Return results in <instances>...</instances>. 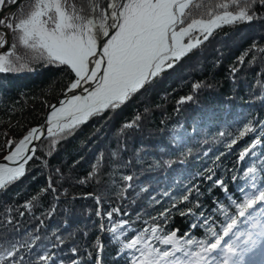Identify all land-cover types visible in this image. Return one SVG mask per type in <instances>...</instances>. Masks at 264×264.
<instances>
[{
  "label": "trees",
  "instance_id": "obj_1",
  "mask_svg": "<svg viewBox=\"0 0 264 264\" xmlns=\"http://www.w3.org/2000/svg\"><path fill=\"white\" fill-rule=\"evenodd\" d=\"M35 2L22 4L11 23L26 18ZM249 3L192 0L189 19L238 12ZM247 10L256 12V18L217 28L118 109L90 117L55 145L47 136L39 143L25 176L0 188V264H10L8 251L23 256L24 264H130L129 254L118 255L120 247L146 228L145 235H151L154 226L161 229L157 235L178 230L182 251L167 261L189 264L194 258L185 252L214 242L212 233L222 235L231 219L237 225L213 253L216 264L226 245L248 248L242 241L249 233L259 243L243 254L241 264L262 256L264 209L250 210L255 212L251 219L239 217L229 199L242 203L241 189L264 190V7ZM10 39L9 59L18 70L0 73V156L42 122L75 78L66 66L36 62L13 29ZM21 64L28 67L21 69ZM188 96L192 100L180 103ZM129 123L133 126L125 127ZM9 124L19 133L9 132ZM256 140L260 143L253 149ZM245 149L250 151L240 159ZM113 209L120 213L113 212L109 221L105 214ZM121 220L128 223L117 240L110 229L116 226L119 233ZM153 243L161 251L172 250ZM53 253L54 259H39Z\"/></svg>",
  "mask_w": 264,
  "mask_h": 264
},
{
  "label": "snow or ice",
  "instance_id": "obj_2",
  "mask_svg": "<svg viewBox=\"0 0 264 264\" xmlns=\"http://www.w3.org/2000/svg\"><path fill=\"white\" fill-rule=\"evenodd\" d=\"M8 2L15 3L16 0ZM3 3L4 0H0V5ZM255 5L264 7V0H251L245 8L235 13L225 10L221 14L210 15L207 19H189L191 0H120L118 6L109 5V8L115 10L105 12L104 23L99 25L102 37L106 39L99 42L98 51V36L94 31L93 20L81 21L80 17L70 15L62 9L60 0H36L34 8L26 18L19 19L14 25L8 22L6 26L13 29L15 39L20 45L35 53L33 59L36 62L46 66H66V70L74 73L75 78L67 88L66 98L60 100L58 106H51L46 118V133L43 125L33 128L0 161V188H6L25 176L26 165L35 156L34 141H40L46 134L55 145L59 140L70 136L90 117L100 115L106 110L118 109L146 84L162 72L172 69L183 57L207 41L217 28L255 19L256 12L249 14L247 10ZM221 7L227 9L228 5L223 4ZM5 23L0 20V24ZM5 44L6 40L0 38V49ZM10 55V52L0 55V73L18 70L15 62L8 58ZM26 67L27 64L19 65L21 69ZM192 98H182L180 103ZM132 126L131 123L125 125ZM245 131L253 129L246 128ZM240 134L243 136L245 133ZM258 143L259 140L254 141L251 147L254 149ZM12 144L9 141V148ZM249 151L250 149H245L241 152L240 159ZM124 179L131 181L133 177L125 176ZM216 184L227 190L222 180H217ZM241 194L242 203L229 197L238 209L239 217L248 214L251 219L255 212L264 209V190L241 189ZM254 208L255 212H250ZM113 212L120 213V209H113L105 214L109 221L112 220ZM260 214L264 215V212ZM122 215L126 216L128 213ZM164 220L166 222V216ZM127 223L121 220L119 233L116 226L111 227L114 239L118 240L119 236L124 235L123 229ZM204 223L207 224L208 220L205 219ZM236 225L237 219H231L223 228L222 235L212 233L214 242L201 246L198 252H185V256L194 258L189 264H216L217 256L213 253L220 249L221 242ZM101 227L104 229L103 224ZM128 230L131 231L130 228ZM150 231L151 235H145L148 232L146 228L134 235L130 241L124 242L118 255L129 254L130 264H161V261H167L169 257L174 260L175 253L182 251L178 246L180 241L176 239L178 230H172L171 235H157L161 229L154 226ZM153 241H158L160 245H171L172 250L161 251ZM60 242L63 243L62 240ZM192 243L190 239L187 241L189 245ZM242 243L249 247L241 248L236 242L226 245L220 264H241L243 254L255 247L259 241L249 233L247 240ZM72 251L74 254L77 252L76 249ZM6 255L11 258L10 264H24V257L17 258L15 251H8ZM54 257L55 253L51 257L41 256L39 259ZM167 264H173V261H167Z\"/></svg>",
  "mask_w": 264,
  "mask_h": 264
},
{
  "label": "water",
  "instance_id": "obj_3",
  "mask_svg": "<svg viewBox=\"0 0 264 264\" xmlns=\"http://www.w3.org/2000/svg\"><path fill=\"white\" fill-rule=\"evenodd\" d=\"M27 1H29V0H16V2L15 3H8V4H6V5H4L3 6V4L2 5H0V20H4L6 23L5 24H3V26H0V38H3V39H5L6 40V44H5V46H4V48H2V49H0V55H5L6 53H8L9 51H8V49H9V46H10V43H11V31H10V28H8L6 25H7V23L8 22H10L11 21V19H12V16H13V14L16 12V10L18 9V8H20L21 6H22V4H24V3H26ZM108 1V3H104L105 5V12L107 11L108 13H110V8H109V5L110 4H112V1H110V0H107ZM89 19H91V20H93L94 21V24L96 23V14L94 15L93 13L90 15V17H89ZM96 30H97V26H96V24H95V29H94V31H95V33L97 34V32H96ZM111 31V30H110ZM101 35V34H100ZM97 36H98V34H97ZM104 39H106V38H103L102 36L100 37V36H98V51L100 50V48H99V42L101 41V40H104ZM67 92V90L64 92V95H62V96H60V97H58L52 104H51V106L52 105H59V101L60 100H62V99H65L66 97H65V93ZM68 95H71V93H68ZM51 106L48 108V110L44 113V115H43V120H42V122L40 123V124H38V125H36V126H34L33 128H36V127H39V126H45V133H46V118H47V116H48V114L50 113V110H51ZM32 128V129H33ZM46 137V134H45V136H43L42 137V139L40 140V141H34L33 142V144L35 145V149L37 148V146L39 145V143L41 142V141H43V139ZM6 156V155H5ZM4 157V156H3ZM3 157H1L0 158V161H2L3 160ZM5 163H7V162H5Z\"/></svg>",
  "mask_w": 264,
  "mask_h": 264
},
{
  "label": "bare ground",
  "instance_id": "obj_4",
  "mask_svg": "<svg viewBox=\"0 0 264 264\" xmlns=\"http://www.w3.org/2000/svg\"><path fill=\"white\" fill-rule=\"evenodd\" d=\"M110 1H112V5L114 6H118L120 3V0H110ZM70 3H71V8L76 12V14L79 15V17L81 18V21L89 20V17L92 13L94 15L96 14V23H95L97 26L96 32L98 36L101 37L102 31L99 25L101 23H104V14H105L104 5L108 3V1L107 0H71ZM113 10H115V8H110V12Z\"/></svg>",
  "mask_w": 264,
  "mask_h": 264
},
{
  "label": "rangeland",
  "instance_id": "obj_5",
  "mask_svg": "<svg viewBox=\"0 0 264 264\" xmlns=\"http://www.w3.org/2000/svg\"><path fill=\"white\" fill-rule=\"evenodd\" d=\"M71 0H60V3H61V7H62V9H64L66 12H68L70 15H72V16H74V17H76V16H78L79 17V15L78 14H76V12L71 8ZM78 22H80V21H78ZM9 53V52H8ZM7 54V53H6ZM8 58H9V56H8ZM6 129L9 131V132H13V133H19V128L18 127H16L14 124H9V125H7L6 126ZM8 147V145H6L5 146V148H7ZM7 154H9L8 152H5V154H3L2 156H0V158L1 157H3V156H5V155H7Z\"/></svg>",
  "mask_w": 264,
  "mask_h": 264
},
{
  "label": "flooded vegetation",
  "instance_id": "obj_6",
  "mask_svg": "<svg viewBox=\"0 0 264 264\" xmlns=\"http://www.w3.org/2000/svg\"><path fill=\"white\" fill-rule=\"evenodd\" d=\"M0 26H3V25L0 24Z\"/></svg>",
  "mask_w": 264,
  "mask_h": 264
}]
</instances>
